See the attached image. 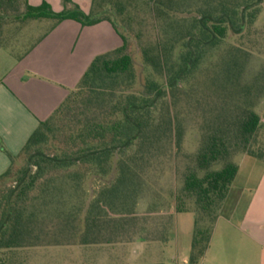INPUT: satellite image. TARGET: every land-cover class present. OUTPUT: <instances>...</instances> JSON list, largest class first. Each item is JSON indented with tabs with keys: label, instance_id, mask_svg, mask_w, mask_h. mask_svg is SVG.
Here are the masks:
<instances>
[{
	"label": "trees",
	"instance_id": "trees-1",
	"mask_svg": "<svg viewBox=\"0 0 264 264\" xmlns=\"http://www.w3.org/2000/svg\"><path fill=\"white\" fill-rule=\"evenodd\" d=\"M62 6L0 0V51L21 48V60L65 20L109 22L123 43L93 59L18 155L0 141L11 161L0 175V264L47 248L166 245L172 207L193 215L189 264H200L235 157L264 160V0H92L88 14L73 0ZM42 20L53 22L44 34L24 33ZM190 125L194 154L184 151ZM168 173L178 189L163 188Z\"/></svg>",
	"mask_w": 264,
	"mask_h": 264
},
{
	"label": "crops",
	"instance_id": "crops-1",
	"mask_svg": "<svg viewBox=\"0 0 264 264\" xmlns=\"http://www.w3.org/2000/svg\"><path fill=\"white\" fill-rule=\"evenodd\" d=\"M44 1L55 12L63 10L62 0L29 3L39 6ZM73 2L85 13L90 12L92 0ZM122 43L109 22L83 26L65 20L23 59L0 57V141L5 148L18 155L39 123L48 119L75 89L93 59ZM10 165V159L0 149V175ZM237 165L238 173L200 264H264V160L241 155ZM169 243L76 248V253L87 264H98L105 252L120 264L164 263ZM170 264H189V259L173 258Z\"/></svg>",
	"mask_w": 264,
	"mask_h": 264
},
{
	"label": "rangeland",
	"instance_id": "rangeland-1",
	"mask_svg": "<svg viewBox=\"0 0 264 264\" xmlns=\"http://www.w3.org/2000/svg\"><path fill=\"white\" fill-rule=\"evenodd\" d=\"M53 22L50 20H42L41 22L34 23L30 25V27L24 29V33L32 34L35 37L41 36L44 34L51 26ZM264 24V13L261 16L258 25L262 26ZM24 53L23 49L19 48L17 51L12 52L8 49H3L0 51V57H5V55H9L14 59H18L17 57L22 56ZM130 53L133 56L135 68L139 75V80L142 82L143 79V67L142 61L139 54V50L136 42L131 41ZM257 112L262 118L264 122V101L257 108ZM264 138V131H263ZM199 148V139H198V129L190 125L187 129V136L184 141V151L188 154H194L197 152ZM241 155L235 157L234 161L236 164L240 162ZM18 164V166H20ZM163 188L167 191L171 188L178 189L181 186L180 179L175 176V174L168 173L163 182ZM146 202H144L142 206V210H144ZM171 213L173 215H177L176 221L174 220L171 228L168 229V243L169 240H175V243H169L167 246L166 257L163 260L165 264H170L173 262V258H176L178 261L182 260V258H188L190 255V249L193 239V215L191 213H183L176 214L175 208L172 207ZM164 222L161 219H151L148 224H157L160 222ZM179 243V245L174 248L173 245ZM77 249L75 248H47V249H39L36 252V255L32 257L27 264H87L83 257H78L79 254L76 253ZM108 256V257H107ZM98 264H120L118 261L112 259V256L104 254L103 259L97 261Z\"/></svg>",
	"mask_w": 264,
	"mask_h": 264
}]
</instances>
